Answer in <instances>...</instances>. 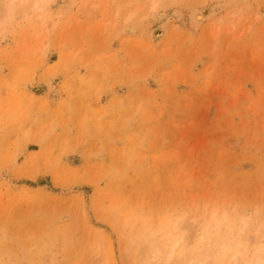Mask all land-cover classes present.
<instances>
[{"label": "rangeland", "instance_id": "374dc122", "mask_svg": "<svg viewBox=\"0 0 264 264\" xmlns=\"http://www.w3.org/2000/svg\"><path fill=\"white\" fill-rule=\"evenodd\" d=\"M7 1L0 264H160L225 218L264 247V0Z\"/></svg>", "mask_w": 264, "mask_h": 264}, {"label": "bare ground", "instance_id": "6f19581e", "mask_svg": "<svg viewBox=\"0 0 264 264\" xmlns=\"http://www.w3.org/2000/svg\"><path fill=\"white\" fill-rule=\"evenodd\" d=\"M10 1L12 2L14 0H9V2L7 1V4L11 3ZM38 1L36 0V2H38ZM41 1H43V0H40L39 2H41ZM37 5L40 6V4H38V3L36 4V6ZM39 9H41V8H39ZM192 218H193V216H192ZM196 218L191 219V217H190V223L192 220L197 221L199 217L196 216ZM225 219L217 220L216 223L214 224V226L211 228L212 230H208V232H209L208 237L209 238L206 236L208 238V242L203 244L204 247L202 246L203 247V248L201 247L202 249H200L199 251L197 250V252H194L195 249H193V250L189 251V253H187L186 255L184 254L183 255L184 258H182V251L183 250H181V247L183 245V239H182V237L181 238L176 237V232H177L176 229L179 228V227L175 226L176 222H174L175 227L172 228V226L170 225L171 226L170 230H168L167 232H163V234L160 235L158 238H156V239L154 238L153 240H150V238H149L148 243H147L148 237L145 238L144 241L146 243L145 242L143 243L144 247L142 249L144 252H146V254H148L147 252L154 254L153 258L158 259L157 261H159L160 264H264V247L257 246V248L258 247L259 248L258 249L256 248V251H254V254L252 256H250V257H248L246 255L244 256L243 252L245 251V249L246 250L248 249L247 247H245V248L242 247V244H243L245 238H244V240H243V238H239V237L235 238L236 235L233 236L234 224L230 223L231 221L230 222L225 221ZM246 220H244L243 218H241L240 221L238 220L237 225L240 227L238 229L240 234L242 233V228L245 226V224L247 222ZM186 222H187V220H186ZM164 223L165 222H162V224H164ZM186 225H187V223H186ZM222 225L226 226V230H224V229L223 230L227 232L226 233L227 236L224 238H220L221 237L220 233L222 231L221 229L223 227ZM263 225H264V223H263ZM164 226H165V224H164ZM184 226H185V224H184ZM263 227L264 226H262L261 228H263ZM188 228H187V230H188ZM191 228H193V227H191ZM263 230L260 228H259V230H257V233H260V231H261V234L258 235V237L256 239L257 241H260V239L262 238L261 235H262ZM152 232H153L152 234L154 235L157 231L153 230ZM239 232L236 231L237 234ZM187 233H189V232H187ZM191 233H192V229H191ZM215 233H216V235H215ZM185 234H184V237L185 236L187 237L188 235H185ZM192 234H194V233H192ZM206 234H207V232H206ZM211 234H213L215 237L213 236L211 238L210 237ZM177 236H178V232H177ZM189 236H190V234H189ZM263 236H264V234H263ZM189 238H191V236ZM193 238H194V236H193ZM131 239H133V237H131ZM205 239L206 238L204 236L201 239H199L198 241H201L203 243V240H205ZM184 240H185V238H184ZM252 240H253V238H252ZM141 241H142V239H141ZM190 241H189V243H190ZM255 241H251L252 245L255 244ZM248 242L246 243V241H245L244 244L251 245V242H250V244ZM200 243L199 242L197 243V245H196L197 248H198V245ZM141 245L142 244H140V246ZM145 245H147V246H145ZM247 253H248V251H247ZM252 253H253V251H252ZM155 264H157V263H155Z\"/></svg>", "mask_w": 264, "mask_h": 264}]
</instances>
